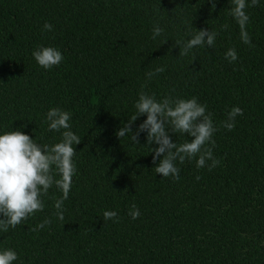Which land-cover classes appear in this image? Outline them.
I'll use <instances>...</instances> for the list:
<instances>
[{
	"label": "trees",
	"instance_id": "obj_1",
	"mask_svg": "<svg viewBox=\"0 0 264 264\" xmlns=\"http://www.w3.org/2000/svg\"><path fill=\"white\" fill-rule=\"evenodd\" d=\"M231 8V0L215 9L209 0H0V134L20 130L54 145L63 130L49 131L46 113L60 108L81 138L64 221L53 186L42 212L0 231V251L15 250L14 264H264V0L246 9L252 46ZM157 24L164 31L154 40ZM201 29L219 33L215 47L180 56L175 41ZM40 46L59 49L62 63L39 66L32 53ZM231 48L235 62L225 58ZM157 67L165 71L148 79ZM142 90L207 105L219 166L177 162L174 181L155 173L158 145H147V132L139 144L130 133L118 138ZM234 106L243 115L228 131L221 122ZM170 135L178 144L192 139ZM106 210L120 222H104ZM48 218L50 226L32 231Z\"/></svg>",
	"mask_w": 264,
	"mask_h": 264
},
{
	"label": "clouds",
	"instance_id": "obj_2",
	"mask_svg": "<svg viewBox=\"0 0 264 264\" xmlns=\"http://www.w3.org/2000/svg\"><path fill=\"white\" fill-rule=\"evenodd\" d=\"M215 9L217 0H209ZM232 8L230 15L240 27L243 43L252 46L246 26L250 20L246 9L256 7L260 0H231ZM226 29L227 25L222 26ZM53 25L45 22L44 31H51ZM163 29L157 24L153 28L152 39L163 34ZM218 32L207 29L197 30L187 41H175V46H180V56H187L194 48H214ZM165 41L164 43H166ZM39 66L48 70L59 66L64 60L62 52L52 46H40L32 53ZM225 58L229 62L238 59L234 48L229 49ZM164 67H157L154 71L146 73L148 79L164 72ZM146 87V85L142 86ZM136 114L116 132L122 139L129 133L133 143L139 144V136L147 132V145L151 147L153 163L158 165L154 168L156 174L174 181L180 179L181 169L177 166L185 161L196 160L197 168L208 167L211 171L219 166L221 161L213 155L215 148L214 134L219 130L215 125L212 114L208 112L207 105L199 102L197 97L189 99L165 97L158 101L155 94L141 91L135 104ZM147 119L139 125L135 132L132 126L141 116ZM243 115V109L234 106L227 114V119L222 121V127L228 131L235 128L237 116ZM49 131H62V139L54 145H41L30 135L20 130H13L0 134V231L8 232L9 228L15 229L23 224L37 212L44 210L43 197L55 186L62 192V197L56 199L54 207L56 217L64 221V201L68 199L73 184V178L77 174L74 158L77 154L76 145L81 143V138L71 130V114L60 108H52L46 113ZM26 127V125H25ZM181 134L192 137L183 143L173 142L171 135ZM163 157L160 159V157ZM208 161H211L209 164ZM59 177V178H57ZM200 177L197 176V180ZM133 220L141 213L133 204L128 213ZM103 220H112L119 223L116 211H104ZM51 219H45L32 231L44 229L50 226ZM18 260V254L13 249L0 251V264H14Z\"/></svg>",
	"mask_w": 264,
	"mask_h": 264
}]
</instances>
